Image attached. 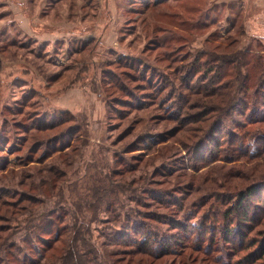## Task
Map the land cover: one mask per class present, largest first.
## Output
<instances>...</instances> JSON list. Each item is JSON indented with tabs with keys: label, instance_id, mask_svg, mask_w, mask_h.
<instances>
[{
	"label": "rangeland",
	"instance_id": "rangeland-1",
	"mask_svg": "<svg viewBox=\"0 0 264 264\" xmlns=\"http://www.w3.org/2000/svg\"><path fill=\"white\" fill-rule=\"evenodd\" d=\"M24 1L0 0V264H264V129L203 94L264 56L242 2L106 0L64 28L77 0ZM11 6L49 22L29 36Z\"/></svg>",
	"mask_w": 264,
	"mask_h": 264
},
{
	"label": "trees",
	"instance_id": "trees-1",
	"mask_svg": "<svg viewBox=\"0 0 264 264\" xmlns=\"http://www.w3.org/2000/svg\"><path fill=\"white\" fill-rule=\"evenodd\" d=\"M82 1L86 2V0ZM232 26V29L235 28L233 24ZM238 32L239 31H236L235 33ZM19 45L23 48L26 47L30 49V47L25 44ZM86 45L87 42H83L79 48L70 49L67 57L79 54ZM44 53L40 56L42 57ZM49 53L50 52L47 54ZM219 64L218 69L216 68L213 73L214 78L218 77V87H222L220 88L222 91H216V88L207 90V87L211 85L210 81L212 80V78H209L208 83L210 84L204 87L205 89L203 92L205 98H207V100L204 101V105L206 104L210 109V112L216 113L213 122L223 125L224 123L231 121V111L238 101L240 104L236 106L237 114L243 115L248 113L247 115L250 117L246 120L245 124L257 126L258 131L264 129V56L241 51L234 60L231 58H223L219 61ZM237 95H241V98L236 100ZM242 97H244V100ZM246 101H251L255 104L253 107L248 108ZM202 108L206 109L204 107ZM197 121H199V119L195 122ZM215 132H217V130ZM255 190L256 189H252L248 193H245V197L247 198L250 194H253ZM240 193L241 192H239V196ZM243 198L244 196L241 198L239 197V200L237 198L232 206H234L237 201L238 204H240Z\"/></svg>",
	"mask_w": 264,
	"mask_h": 264
},
{
	"label": "crops",
	"instance_id": "crops-1",
	"mask_svg": "<svg viewBox=\"0 0 264 264\" xmlns=\"http://www.w3.org/2000/svg\"><path fill=\"white\" fill-rule=\"evenodd\" d=\"M19 2H24V0H18ZM28 1V0H27ZM35 1V0H34ZM50 3L52 5H54V3H52L55 0H38L37 2H39L38 5H36V9L37 12L42 10L47 3ZM59 3L61 4L62 2H64L65 0H58ZM229 1V0H227ZM230 1H235V0H230ZM242 2V7H244L246 10H250L251 9H256V10H262L261 12L257 13L258 15H256L257 17L252 18V16L249 14V12L247 13V17H246V24H247V28L250 30H252L253 32H255V38L256 39H264V0H240ZM106 0H86V2H83L82 0H77L76 3V12H73L74 15H72L69 12L60 10L59 12V16L60 19L63 17V20L61 23H55L53 26H62V27H66L68 25L67 21L70 22V26L74 25H78V24H83V25H89V23H91L93 25V21L96 24H99L100 22H103L102 14L104 12V9H106V5H108V3H106ZM23 3V4H24ZM67 6L66 8H68L70 6L69 11H73V8L75 5L74 2H72V0H67ZM25 5V4H24ZM50 8H53L51 5L49 6ZM114 7V5L112 6V8ZM89 8V14L87 9ZM54 9V8H53ZM11 11L13 13V22H16L19 26L20 29L25 32H27V34L29 36L32 35V32H30V30H32V24L33 25H37V24H43V23H48L49 21H46L45 19L38 18V17H33L28 19L27 16L29 15V13H25V11L22 13V10L15 9V7L11 6ZM34 11H35V7H34ZM247 12V11H246ZM245 12V15H246ZM67 16L66 19H64ZM52 19V17H48L47 19ZM107 20V19H106ZM56 22V21H55ZM1 24H3V22H0V26ZM34 37L36 39V41H38L39 43L42 42H50V43H56V41L61 40L63 41V39L65 38H60L59 35H48L47 37H45L44 35H39V34H34Z\"/></svg>",
	"mask_w": 264,
	"mask_h": 264
},
{
	"label": "flooded vegetation",
	"instance_id": "flooded-vegetation-1",
	"mask_svg": "<svg viewBox=\"0 0 264 264\" xmlns=\"http://www.w3.org/2000/svg\"><path fill=\"white\" fill-rule=\"evenodd\" d=\"M27 2H28V1H27ZM11 44H12V43L10 42V45H11ZM35 47H36L38 50H35V48L29 49V51H30V55H31V56L40 57V55H41L43 52H45V53L50 52V51H47V50H46V45L41 46V44L36 43V44H35Z\"/></svg>",
	"mask_w": 264,
	"mask_h": 264
}]
</instances>
